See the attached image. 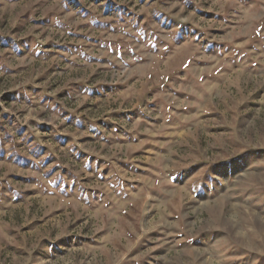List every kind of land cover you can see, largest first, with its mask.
Returning a JSON list of instances; mask_svg holds the SVG:
<instances>
[{"label": "rangeland", "instance_id": "rangeland-1", "mask_svg": "<svg viewBox=\"0 0 264 264\" xmlns=\"http://www.w3.org/2000/svg\"><path fill=\"white\" fill-rule=\"evenodd\" d=\"M0 264H264V0H0Z\"/></svg>", "mask_w": 264, "mask_h": 264}]
</instances>
